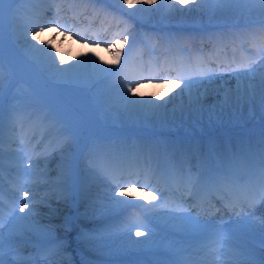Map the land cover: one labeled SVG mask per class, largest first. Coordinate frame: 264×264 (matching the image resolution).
Here are the masks:
<instances>
[{
    "label": "bare ground",
    "instance_id": "1",
    "mask_svg": "<svg viewBox=\"0 0 264 264\" xmlns=\"http://www.w3.org/2000/svg\"><path fill=\"white\" fill-rule=\"evenodd\" d=\"M3 2L4 0H0V21L3 9L9 7ZM196 4L199 8L192 11H173L181 8L194 9L195 6L191 2L182 5L180 0H154L151 4L148 0H128L127 4L124 0H23L17 2L14 9H8V32L0 25V52L8 65L22 75L46 82L52 90L59 91L64 98L79 107L87 116L90 134L98 128L96 114L77 90L85 88L88 81H95L101 75L95 73L92 61L99 67L108 68L110 63L114 64L122 58L133 38V46L137 45L138 49L134 60L128 64L119 79V83L123 84V91L127 92L129 85L126 80H129L134 88L137 83L141 85L136 95L129 94L134 100L144 98L163 103L158 99L161 96H164L165 100H171L165 119H145L132 112L118 113L113 107L115 115L111 126L127 132L126 136L116 134L114 141L103 145L105 150L93 149L94 157L86 154L79 159L72 151L66 135L53 126L55 120L52 115H42L34 108L19 115L13 131H9L8 127L5 129L0 186L8 182L9 188L18 198L12 206L15 207V213L11 208L0 218L5 250L8 252L10 239L14 249L9 256V264H33L41 260L45 261L44 264L62 263L73 247L69 252H64L56 250L63 249V245L55 249L54 245L49 246V243L52 238L69 240L71 237L63 231L72 228V222H82L86 231H93L94 227L100 229L110 220L124 218V214L131 211L132 207H140L137 205H143L155 193L166 195L182 183L194 182L195 177L203 171L217 174L219 169L215 168V163L220 158L224 160L228 153L218 148L216 139L219 133L214 135L213 132L204 136L206 142H209L206 147L200 144V139L194 134L173 125L182 122L181 116L184 113L193 116L205 112L224 113L233 107L246 108L249 102H241L238 105L224 104L225 93L235 92L238 84L242 87H246L249 82L255 84L256 99L250 103L256 105L260 101L259 85L264 79V59L251 62L249 69L239 70L241 66H248L247 63L239 64L240 67L233 69V66L228 65L232 59L226 60L227 55L223 54V51L227 47L226 42L235 45L238 40L236 32L245 37L248 32L261 28L258 36L260 41L264 42V30L261 26L264 24V3H261V0H196ZM220 30L222 33L218 34ZM33 32L38 34L36 40H32ZM125 35L129 37L127 43L112 46L114 41H122ZM246 38L252 39L250 35H246ZM182 44L188 49L179 46ZM30 45L44 51H32ZM57 51L64 56L62 67L78 66L73 71L82 76L80 82L71 86H55L57 82L51 79V58H55L56 65H60ZM47 54H51V58ZM244 59L245 56L241 55L238 61ZM229 67L232 72L227 70ZM219 68L220 71L214 70ZM209 69L216 72L213 78L202 81L197 79L192 89L193 96L199 97L197 110L187 108V94L178 96L180 89L175 88V85L160 83L178 75L196 77L198 73ZM249 73L252 75L249 76ZM2 74L0 70V78ZM174 88L175 91H172ZM181 105L185 106L183 113L180 111ZM148 123L153 127L158 126L160 134H152L147 128L150 126ZM254 125L260 126L258 120H255ZM178 129L183 135L182 138L171 134H177ZM163 131H168L169 134ZM232 135L242 136V142L233 144L231 141L232 146H229L228 151L232 150L231 152L241 160L242 151L245 149L243 138L250 137V132L240 131ZM32 142H35V148ZM132 143L135 146L132 152H124L126 146H131ZM255 145L251 144L253 155L260 159L264 155V132L263 137L256 138ZM176 148H184L180 156ZM110 149L114 151L115 156L114 163L107 159L108 165L105 153L110 154ZM208 152L213 153L211 158L208 157ZM123 153L126 157L118 158ZM139 153L142 155L141 160ZM69 163L71 191H68L64 184L65 166ZM185 167L187 177L181 173ZM193 167L198 168L194 176L191 172ZM150 169L156 173L154 180L147 176L151 174ZM93 170L102 176L118 171L124 179L118 183L95 180L91 175ZM140 174L150 178L147 182L154 186L153 193L146 187L141 190L144 184L139 182V179H143ZM128 180L136 181L135 186L127 187L126 194L119 195L120 186L125 185ZM183 187L185 186L179 188ZM181 190L183 196L176 193L173 195L179 196V200L188 205L189 192ZM24 191L29 193V208L33 211L30 220L23 222L29 227L21 229V222L14 220L13 215L25 216L28 213V209L23 212L19 210ZM113 198L130 199L132 203L115 205L111 203ZM163 207L158 205L147 209L146 216H143L141 224L138 225L144 235L134 238L144 243L134 245L130 258L124 260L125 264H134L131 258L138 259L140 264H149L148 262L158 256L170 255L180 249H186L181 253L182 256L199 254L203 249L197 247L196 237L190 241H175L190 231L182 229L181 218L191 213L185 207H169L166 210H163ZM247 208L245 206L244 210ZM51 209L55 213L51 212ZM119 211L121 212L118 215L107 218ZM252 211H247L251 214L247 217L235 218L233 226L239 227L240 231L246 228L258 239L264 240V223H261L264 221V201H260L258 208ZM85 216H95V219L91 221ZM36 222L39 224H35ZM74 236L77 237L76 234ZM155 240L163 242V249L160 254L149 256L146 251H149L150 247L145 245ZM240 246L251 254L256 264H264V243L258 241L257 247L254 248L249 240L236 238L233 250ZM19 249L21 252L17 251ZM26 249L28 251L24 253ZM101 252L104 260H99V264H115L109 260L110 256H106L105 249ZM145 255L147 260L143 259Z\"/></svg>",
    "mask_w": 264,
    "mask_h": 264
},
{
    "label": "snow or ice",
    "instance_id": "2",
    "mask_svg": "<svg viewBox=\"0 0 264 264\" xmlns=\"http://www.w3.org/2000/svg\"><path fill=\"white\" fill-rule=\"evenodd\" d=\"M10 3L12 0H4V3ZM154 0H148V3H153ZM192 3L195 8L194 9H173V11L179 10V11H192L199 8V5L196 4V0H180V3L182 5H187L188 3ZM124 3H128V0H124ZM261 3H264V0H261ZM43 31V29H40ZM37 33H32V40L37 39ZM134 39V38H133ZM129 40V37L125 35L123 37V40H116L113 42L112 46L115 45H123L127 43ZM32 51H40L43 52V49H36L35 45L29 46ZM49 58H51V54H47ZM57 57L60 61V65H56L55 58H51V79L56 81V87H62V86H71L75 83L80 82V74L78 72H74L73 69L78 66H72L69 68H64L62 65L64 64V56L60 55L57 51ZM117 59H119V52L117 53ZM0 60H2V54H0ZM94 71L98 74H104V75H112L113 70L105 67H99L96 65L95 61H92ZM252 73H249V76H251ZM214 76V73L211 71V69L207 71H203L201 73H198L196 77L192 75H178L176 78L171 79H165L160 81V83H170L175 85V88H179L180 92L177 93L178 96L183 97L185 94L188 96V104L187 108L189 110H197L196 105L199 103V97L193 96L192 89L197 83V79L204 80L208 79L211 80ZM128 83L127 92L123 91V84H117L113 86L112 92L114 95H112L108 103L113 105L115 110L119 113L121 111L128 113L132 112L135 115H139L144 117L145 119L150 118H159V119H165L168 115L167 108L168 105L171 103V100H165L164 96L159 97L158 99L163 101V103H156L153 99H132L129 94L136 95L137 89L141 86L139 83H137L136 87L131 86V81L126 80ZM175 88L172 89V91H175ZM259 100L261 107L264 108V79L260 81L259 85ZM165 95H169V93H165ZM256 85L249 82L246 87H242L238 84L237 89L235 92L229 91L225 93L224 96V104L225 105H232V104H240L241 102H253L256 99ZM185 109L184 105L180 106V111L183 113ZM175 112V109L173 110ZM57 113H54L52 116L53 120L57 119ZM8 129L9 131L14 130V118L12 113L10 112L8 115ZM4 132H5V113L0 106V168H2V161H3V145H4ZM27 171V170H25ZM93 179L95 180H105V181H111L112 183H118L120 180L124 179V176L122 174H119L118 171H112L111 173H108L107 175H101L97 171H92L91 173ZM214 180L218 184H229L234 185V178L231 176H226L222 173L216 174L214 176ZM136 181L128 180V182L120 186L119 188V195H125L127 187H134ZM64 184L66 186V189L68 191L72 190L71 187V163L67 164L65 166V172H64ZM250 186L251 190V200L250 203H255L257 199L264 201V155L261 156L259 162L255 165L254 170L252 172V176L249 180V184L246 187ZM144 187H147V184H144L141 186V190H143ZM24 199L20 201V207L19 210L23 212L25 209H28V213L25 216H18L13 215V219L16 221L21 222L20 228L24 229L29 227V225L23 223L25 221H29L31 218V213L33 211L32 208H29V204L31 203V200L28 199V191H24L23 193ZM155 199V197H153ZM34 199V197H33ZM112 204L115 205H121V204H131L132 201L129 200H119L113 198L111 201ZM140 207H143L142 205H137ZM153 208L156 206L153 205ZM151 210V209H149ZM12 212L15 213V207L12 208ZM182 229L185 230H191L192 233L196 235L197 238V247L199 248H210L213 252H218L220 247L226 246L228 249L232 250L231 255L232 259L228 261V264H256V261L251 257V254L242 246L237 247L233 250V244L235 239L237 238V234L240 231L239 227L236 228H227V226H220L212 221H201L196 216H192L191 214H187L186 216L182 217ZM261 223H264L262 221ZM124 229L121 228V226L116 225L114 226L110 232L109 236H121L124 234ZM127 231L130 233L131 226L127 228ZM144 235V233L140 231L135 232L136 237H140ZM149 235H151V232H149ZM100 239H103L101 237ZM133 245H139L141 243H144L139 240L130 241ZM7 250L9 256L13 253L14 249L11 243V239L9 240V243L7 245ZM186 251V249H180L170 255L166 256H158L156 259L149 262V264H213V262L207 261V260H200V261H193L189 259L188 257L182 256V252ZM0 264H9V260L5 257V240L3 232L0 231ZM50 264H55V262H50Z\"/></svg>",
    "mask_w": 264,
    "mask_h": 264
},
{
    "label": "rangeland",
    "instance_id": "3",
    "mask_svg": "<svg viewBox=\"0 0 264 264\" xmlns=\"http://www.w3.org/2000/svg\"><path fill=\"white\" fill-rule=\"evenodd\" d=\"M17 2H22V0H12V2L10 3L6 2L7 6L9 7H5L3 9V15L0 21V25L7 32L9 29L8 9L9 8L10 10L14 9L13 7L16 6ZM253 16L257 17V15H253ZM0 54L2 53L0 52ZM111 64L112 63H110L108 67L109 69L111 68ZM0 70L3 72L0 78V106H3L4 104L5 106L4 112L8 113V109L11 107L12 108L15 107L14 108L15 110L18 108L23 113L33 107L34 109H37V111L40 112L42 111L40 110V108L43 105L45 107L46 106L54 107L53 109L54 112L53 111L50 112L47 108H43V113L45 112V116L47 115V113H51L52 116L54 113L58 114L57 119L53 123L56 125L63 124L60 126V129L67 130L68 132L66 133L67 140L70 142L72 146V151H75V154L77 155L79 151H81L80 143L83 142L85 138H88V131H89L88 120H86L80 112L75 111L73 107H69L66 104H63L65 103L64 100H60L62 101L60 102L58 99L54 98L53 96L55 93L51 92L52 90L50 91V88H48L46 85L42 84V86L39 87L38 84H35L34 80L31 79L30 81L24 80L23 84L19 85L17 88H15V90H13V87L19 81L22 80L21 74L17 72L13 67L8 65L3 55H2V60H0ZM81 77L82 76L80 75V80ZM90 83L91 82L88 81L87 87L80 88L78 90V93H81L87 99V101H90L92 103V105L102 109L101 112L99 113L97 108L95 113L97 116L100 115V117L102 118L98 122L99 123L98 128L101 126L102 130L111 129L112 131V129H115L114 127L111 126L112 125L111 120L115 115L113 108L114 106L107 103V100H109L111 96L113 86L121 83L115 80H102L101 82L96 83L94 87L88 89ZM41 94H44V96H42ZM40 96H42L43 98L41 99ZM35 104L40 105V107L36 106ZM181 119L182 122L174 124L173 127L175 128L178 127L179 129L181 128L184 131L186 130V132L197 135H209L213 132L215 133L219 131L222 133V131L224 130H226V132H229L228 128H226L229 126H235V127L244 126L247 127L250 131V129L255 126L253 124L255 120L263 122L264 124V108L261 107L260 101L256 105H252L249 102L246 108L233 107L231 110H227L224 113L222 111L205 112L201 115L196 114L193 116L184 113L181 116ZM105 120H107V122ZM153 120H156V118H154ZM156 122H158V120ZM5 124H7L6 119H5ZM148 125L150 124L148 123ZM147 128H149L151 132H153L152 134L159 133L160 130L158 129V126L153 127L150 125ZM175 128L173 129L174 131ZM222 128L225 129L221 130ZM102 132L103 131L97 130L96 133L94 131V133L91 134V136L95 135L94 138L96 139V141H102L108 136L106 133L104 132L102 133ZM163 133H169V132L163 131ZM251 133L260 134L259 131L257 130L254 131L253 129H251ZM228 135L230 136L233 144L234 142L238 141V138H236L238 135L237 136H232L230 134ZM222 138L217 137L216 141L218 143L219 148L223 150ZM153 199L154 198H152L151 200ZM148 203L146 202L142 205L145 207L144 209L145 213L146 211H148L147 210L149 206ZM151 205H153V203H151ZM51 212L55 213V211L52 209ZM86 218L93 221L95 219V216L94 217L87 216ZM38 222H36L35 224L40 223ZM71 226L72 228L63 231L64 234L70 236L71 238L69 240L68 239L62 240L64 244V248L62 249V251L69 252V249L72 247L73 248L71 249V252L68 253L67 259H65L64 262L62 263L55 262L56 264H99L97 260L99 259L104 260L101 257L102 249H105V251H107L106 256H110L112 260L116 259L117 257H123L125 256V254L128 253L131 254L132 253L131 251L134 250L133 248L135 246L130 241H135L134 239L136 237L135 232L136 231L142 232V230H131L129 233L126 230L124 231V234L121 236H111V237L109 236V232H108L99 236L95 235L94 237L97 241H93L92 238H90L91 236L90 237L87 236L85 228L82 227V222L81 223L80 221L78 223L72 222ZM74 234H76L77 237H75ZM101 237H103V239H100ZM150 237H152V235ZM162 245L163 242L159 240H155L153 242L152 241L148 242L145 246L150 247L149 249L153 247L154 250V249H158V247H162Z\"/></svg>",
    "mask_w": 264,
    "mask_h": 264
}]
</instances>
